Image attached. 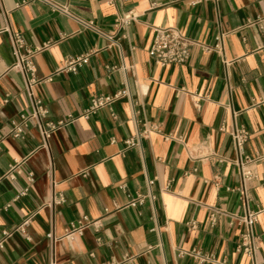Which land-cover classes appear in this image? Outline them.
<instances>
[{
    "label": "crops",
    "instance_id": "0c3cea01",
    "mask_svg": "<svg viewBox=\"0 0 264 264\" xmlns=\"http://www.w3.org/2000/svg\"><path fill=\"white\" fill-rule=\"evenodd\" d=\"M22 1L0 0V240L11 233L0 264H251L237 250L244 228L230 216L243 213L238 161L247 157L255 174L250 205L263 210L256 232L264 260V0H50L60 9ZM131 9L136 20L120 26ZM159 26L208 46L224 34L230 64L200 47L186 63L156 64L148 51ZM5 27L28 48L50 42L33 62L38 77L52 80L35 93L47 122H65L47 147H39L33 120L22 137L12 134L31 105L11 69ZM79 56L87 64L58 72ZM126 87L131 98L84 116L94 96ZM235 123L248 134L241 153L230 135ZM146 129L140 142L127 143ZM15 162V178L4 176ZM60 194L65 201L55 203ZM138 195L143 204L131 206ZM84 217L101 227L66 237ZM27 219L29 238L15 230Z\"/></svg>",
    "mask_w": 264,
    "mask_h": 264
},
{
    "label": "built area",
    "instance_id": "2783aa9c",
    "mask_svg": "<svg viewBox=\"0 0 264 264\" xmlns=\"http://www.w3.org/2000/svg\"><path fill=\"white\" fill-rule=\"evenodd\" d=\"M23 0L22 2H25ZM49 3L54 8H59L57 5L53 4L50 0H41ZM60 9V8H59ZM64 11V10H63ZM136 20V14L131 9L125 12L118 20L120 26H127L132 21ZM87 26L93 28L97 32L101 33L99 30L90 23ZM9 32L10 41L12 45L13 54L16 57V62L11 67L12 70H16L23 77L24 90L27 94L30 105L31 112L28 115H22L20 122H15L12 127V134L16 138H20L23 135L25 127L29 124L30 121H34L39 134H40V145L39 147H47L49 139L52 134L59 129L64 120H61L57 123L47 122L45 119L48 115V110L42 100L36 96L35 88L38 84L44 81H51V77L40 78L37 76L35 64L33 62L34 55L40 50L47 48L50 45V42L45 43L42 47L37 48H28L23 36L18 32H11L8 27L4 28ZM154 38L151 44V47L148 51L151 58L154 59L156 64L160 66H167L169 64H183L186 63L192 53L194 47H200L202 50L207 52H216L218 53L223 60V63L228 66L230 61L225 57L224 50V34H220L216 38V43L213 46H208L201 44L200 42L193 40L192 38L186 36L181 30L175 27H155L154 29ZM112 40L111 36L105 35ZM88 56H79L68 58L64 60L63 64L58 68V72H76L79 68L87 64ZM128 97L131 98V92L128 87L120 89L114 94H101L96 95L92 98L90 105L85 109L84 116H90L97 112L98 110L109 107L120 98ZM8 98L4 99V102H7ZM222 130H226V126L223 124L221 126ZM150 132L149 129H146L143 133L138 132L134 138H130L127 143L129 145L136 144L140 142L142 135H148ZM232 137V142L234 147L238 150L239 153L242 152L243 146L247 140L248 134L246 129L243 126H238L234 124L233 130L230 132ZM251 159L247 157L245 161L240 159L238 161L240 182L237 187V190L240 194L241 203L243 206V213L241 214H230L234 222L242 225L244 230L241 234L240 242L237 246V250L245 254L251 261V264H264V260H259L257 255L259 251V236L256 232V224L260 213L263 210L254 209L251 207V193L249 188V182L254 177V171L250 167ZM20 165L18 162L10 165L8 171L4 176L9 178H15L16 173L19 172ZM28 179L33 181V174L30 173ZM149 186L153 184L151 179L147 180ZM122 188L125 187V184L121 185ZM150 197L153 198V195L150 193ZM145 197L138 195L136 198L130 201V205L133 207L143 204ZM55 203L61 204L65 201L63 195H57L53 200ZM212 222H214V215H212ZM30 220H25L20 224L15 230L24 235L26 238H29L28 235V226ZM89 226H94L100 228L101 224L99 221H93L84 217L82 219L73 221L70 223L66 237L73 238L75 235H81L86 228ZM4 238L0 240V249L4 247L6 238L11 235V233L4 231ZM47 238L52 244L58 239L53 232L47 234ZM194 255L202 261L213 259L211 256L203 255L199 252H195ZM128 262L134 264L132 260L127 259ZM48 264H57L55 258H53ZM104 264H115L114 262H106Z\"/></svg>",
    "mask_w": 264,
    "mask_h": 264
}]
</instances>
